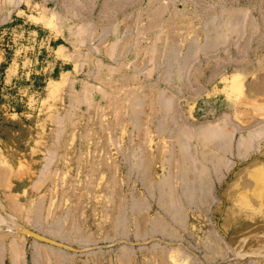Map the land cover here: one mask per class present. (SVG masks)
Wrapping results in <instances>:
<instances>
[{
	"label": "rangeland",
	"instance_id": "1",
	"mask_svg": "<svg viewBox=\"0 0 264 264\" xmlns=\"http://www.w3.org/2000/svg\"><path fill=\"white\" fill-rule=\"evenodd\" d=\"M32 264H264V0H0V231Z\"/></svg>",
	"mask_w": 264,
	"mask_h": 264
},
{
	"label": "crops",
	"instance_id": "2",
	"mask_svg": "<svg viewBox=\"0 0 264 264\" xmlns=\"http://www.w3.org/2000/svg\"><path fill=\"white\" fill-rule=\"evenodd\" d=\"M32 243L26 237L0 231V264H32Z\"/></svg>",
	"mask_w": 264,
	"mask_h": 264
}]
</instances>
